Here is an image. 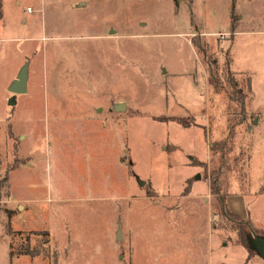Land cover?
Instances as JSON below:
<instances>
[{"label": "rangeland", "instance_id": "374dc122", "mask_svg": "<svg viewBox=\"0 0 264 264\" xmlns=\"http://www.w3.org/2000/svg\"><path fill=\"white\" fill-rule=\"evenodd\" d=\"M14 164L0 264H264V0H0Z\"/></svg>", "mask_w": 264, "mask_h": 264}, {"label": "trees", "instance_id": "16d2710c", "mask_svg": "<svg viewBox=\"0 0 264 264\" xmlns=\"http://www.w3.org/2000/svg\"><path fill=\"white\" fill-rule=\"evenodd\" d=\"M179 122H181V121H179ZM181 123H183L184 125L186 124L185 122H181ZM214 146H212L210 149V153H211V159L212 160H215V156H216V153H217V150H215L214 148H213ZM216 152V153H215ZM17 167H18V165L17 164H14V165H11L10 167H9V169H8V172H6V175L0 180V191H1V188H3L5 191H4V194L6 195V196H8V191H9V183H8V179H7V174L10 172V171H13V170H15V169H17ZM212 180H211V178H210V184H211V192L213 193V194H218L217 192H218V189H217V187H216V182H217V178H216V174H214V173H212ZM218 201H219V204H220V207H222V209L224 208L225 210H224V215L225 216H228L232 221L234 220V221H238L239 219H238V217L237 216H235V215H232V214H230L227 210H226V204H225V201H226V199L224 198V196H220L218 199H217ZM233 221V222H234ZM239 222V221H238ZM238 225H236L235 226V230H236V232H237V235L239 234V236H241V234H245V232L246 231H248L247 233L248 234H246V238H244V239H242V238H240L241 239V243L246 247V249L248 250V251H252V248H251V246H250V244H249V235H250V232H251V230H249L250 228H249V226L248 225H246L245 227L243 226V224L242 223H237ZM241 224H242V226H241ZM247 224V223H246ZM43 235H46L45 233L43 234ZM248 236V237H247ZM248 239V240H247ZM24 253H26V254H29V253H27V252H24Z\"/></svg>", "mask_w": 264, "mask_h": 264}, {"label": "water", "instance_id": "95a60500", "mask_svg": "<svg viewBox=\"0 0 264 264\" xmlns=\"http://www.w3.org/2000/svg\"><path fill=\"white\" fill-rule=\"evenodd\" d=\"M26 83H27V65L23 66L20 69L19 73L16 76V79L12 81V83L10 84L8 88L9 93L13 95L11 99L8 101V104L10 106H13L15 104L14 102L15 95L24 94L26 92ZM259 246L260 247L258 248V250L264 261V238L261 239V243Z\"/></svg>", "mask_w": 264, "mask_h": 264}, {"label": "crops", "instance_id": "0c3cea01", "mask_svg": "<svg viewBox=\"0 0 264 264\" xmlns=\"http://www.w3.org/2000/svg\"><path fill=\"white\" fill-rule=\"evenodd\" d=\"M191 193H192V187H191V189H190V191H189V194H188V198H189V200H191V201H193V202H197V200H196V198H200L201 197V195L200 194H198V195H196V196H190L191 195ZM203 196V198H204V194L202 195ZM204 200V199H203ZM225 204H226V201H225ZM226 208H228V205L226 204ZM229 210V209H228ZM198 211V210H197ZM229 212H230V210H229ZM183 212H180V214H182ZM185 213V212H184ZM197 213V212H196ZM196 213L194 214L195 216H196ZM231 214H232V212H230ZM180 214H179V216H180ZM238 217V216H237ZM194 218V217H193Z\"/></svg>", "mask_w": 264, "mask_h": 264}]
</instances>
